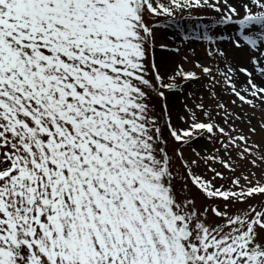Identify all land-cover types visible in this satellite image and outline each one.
<instances>
[{
	"label": "snow or ice",
	"instance_id": "6c2138e0",
	"mask_svg": "<svg viewBox=\"0 0 264 264\" xmlns=\"http://www.w3.org/2000/svg\"><path fill=\"white\" fill-rule=\"evenodd\" d=\"M0 264H264V0H0Z\"/></svg>",
	"mask_w": 264,
	"mask_h": 264
},
{
	"label": "rangeland",
	"instance_id": "374dc122",
	"mask_svg": "<svg viewBox=\"0 0 264 264\" xmlns=\"http://www.w3.org/2000/svg\"><path fill=\"white\" fill-rule=\"evenodd\" d=\"M212 17H207L205 23H201L200 20L198 19H184L181 20L179 22L173 23L171 26H166L164 24H160L159 27L161 29L160 32L157 33V44H165V43H169L170 40L173 39L174 35L179 32L181 34H184L186 31L188 33H192L194 31H196L197 26L199 27L200 30H203L205 27H211V24L208 23L207 21H211ZM222 35L226 34V33H221ZM196 35H199V32H196ZM191 39H195V36L190 37ZM207 45V41H203V42H197V43H193L191 44V46L189 47L187 45V42L182 43L181 39H175L173 43H171L169 45V49L167 51V53L161 51V50H157V60L158 62L164 58L165 56H167L168 59H174L175 55L171 53V49L175 48V47H180L182 50V54L183 53H188L189 55H191V48H195L196 50V55L204 62H207V60L205 59V52L204 49ZM221 47L223 48H227L228 45L226 43H221ZM231 54V53H230ZM237 57V60L240 63H243L244 57L243 54L241 53H236L235 54ZM240 81L242 82L244 80L243 76H240ZM242 86V85H241ZM229 99V97L227 95L223 96V100L226 102ZM229 107H231V105H229ZM175 110V109H174ZM238 110V109H237ZM256 139H259V137H256ZM200 146H207L209 148H211V145H207L205 141H201ZM172 145H169V150H171ZM253 171H255L257 173V175L259 176L260 170L258 169H253ZM227 175V173H225ZM250 203H252V201H250ZM238 207H243V205H238Z\"/></svg>",
	"mask_w": 264,
	"mask_h": 264
}]
</instances>
